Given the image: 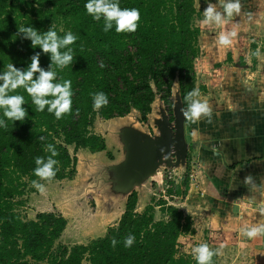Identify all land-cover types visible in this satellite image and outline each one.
<instances>
[{
  "label": "trees",
  "instance_id": "obj_1",
  "mask_svg": "<svg viewBox=\"0 0 264 264\" xmlns=\"http://www.w3.org/2000/svg\"><path fill=\"white\" fill-rule=\"evenodd\" d=\"M87 2L0 0V76L9 71V64L21 73L28 71L32 58L38 56L39 68L54 73L52 83L63 86L68 81L71 92L70 109L60 116L49 111L47 104L41 109L26 90L39 72L25 85L0 94L22 97L24 110L23 118L16 119L5 114L9 106L0 104V264H82L86 255L89 264H198L193 256L178 255V239L191 231L192 218L166 203L160 206L167 208L163 212L168 220L155 221L151 207L137 213L135 192L117 226L108 228L104 237L71 248L54 247L67 225L62 216L38 213L35 219L24 220L16 212V206L24 204L17 200L24 195V178L31 182L72 178L76 158H71L67 146L92 152L103 149L99 137H89L95 116L121 117L132 108L145 115L155 96L152 84L162 93L163 78L169 82L165 96L160 95L172 105L169 97L177 74L184 110L191 102L186 97L195 90L194 60L200 52L198 29L191 27L196 15L194 0H108L121 9L139 12L137 26L122 32L116 31L114 21L109 26L103 15L93 19L84 7ZM35 4L40 5L38 9ZM23 8L28 9L21 13ZM23 28L40 35L55 31L58 39L71 34L73 41L58 48L71 59L58 64L51 52L33 45ZM3 83L0 80V86ZM101 94L106 103L94 109L95 97ZM43 98L55 99L51 94ZM187 124L192 126L193 119L187 117ZM60 137L62 143L56 141ZM49 160L55 162L54 174L38 176L36 169ZM176 194L186 195V191L177 187ZM128 239L132 243L126 246ZM210 251V264H216V253Z\"/></svg>",
  "mask_w": 264,
  "mask_h": 264
},
{
  "label": "rangeland",
  "instance_id": "obj_2",
  "mask_svg": "<svg viewBox=\"0 0 264 264\" xmlns=\"http://www.w3.org/2000/svg\"><path fill=\"white\" fill-rule=\"evenodd\" d=\"M225 2L227 0H194L196 15L191 27L198 29L197 43L200 47V52L194 60L195 89L200 90V95L195 99L207 103L208 113L224 108L230 100H239L235 98L243 93H247L245 94L247 97L260 96V93L264 96V0H240V12L227 18L226 23L222 25H217L214 21L202 23L205 19L203 13L210 4L221 13L223 18L226 15L222 6ZM34 6V9H38L40 5ZM27 9L23 8L21 13ZM59 27L62 29L61 25ZM233 31L235 35L229 37L231 43L226 45L218 43L221 32L227 34ZM257 51L260 53L259 56L254 54ZM168 82L169 79H162L164 91L159 93L162 97L166 94ZM169 99L171 100V97ZM172 106L165 103L166 110H170ZM104 125H107V121L96 117L92 129L102 136L101 132L105 131ZM141 126L150 132L152 130L149 121ZM186 128L187 141L190 144L193 138L192 131L188 125ZM102 138L105 140L103 136ZM56 141L62 143V137L56 138ZM108 143L110 145L111 141L109 140ZM67 149L71 158L76 156L77 164L78 159L82 161L84 152H87L86 149L75 152L73 146H67ZM110 150L114 153L116 149ZM198 155V149L192 147L189 152V163L184 170H163L161 176L151 184L149 199L142 206L138 205L136 212L141 213L151 207L155 221L168 220L163 209L173 206L192 218L191 231L184 233L178 239L179 256L196 257L193 249L200 244H207L209 250L216 253V264H264V233L249 237L243 231L264 226V211H262L264 203L246 200L230 204L225 201L207 200L206 196L203 197L204 183L201 185L199 179ZM77 164L72 178L40 179L31 182L26 177L22 180L25 183L24 195L17 200H21L24 204L16 206V212L24 220L35 219L41 212H51L66 218L69 225L71 223V228H67L55 241L54 247L65 245L71 248L79 243L86 245L91 240L104 237L107 229L110 226H117L120 221L118 218L110 223H103L102 228L89 231L87 234L77 232L79 221L93 219L96 217L93 213L96 214L98 211L92 195L84 196L82 191L79 194L75 191V182L80 177ZM69 171L67 170L66 173L69 174ZM185 182L189 185L187 189ZM37 184L42 186V190L36 187ZM177 187H180L182 192L186 191V195H177ZM78 189H81V186ZM70 191L76 192L78 196H71ZM72 197L76 198L70 201ZM162 203H166L165 208L160 206ZM28 260L30 263L34 262ZM82 264H89L87 255Z\"/></svg>",
  "mask_w": 264,
  "mask_h": 264
},
{
  "label": "water",
  "instance_id": "obj_3",
  "mask_svg": "<svg viewBox=\"0 0 264 264\" xmlns=\"http://www.w3.org/2000/svg\"><path fill=\"white\" fill-rule=\"evenodd\" d=\"M152 90L155 96L147 119L152 125L154 136L141 126L137 120L139 111L132 108L125 116L107 120L105 131L101 132L107 147L116 146L113 159L107 157L105 151L93 154L84 152L82 161L78 159L80 177L74 181L75 191L78 194L82 191L84 196L92 195L98 211L93 213L96 216L93 219L79 221L81 227L77 232L87 234L102 228L103 223L121 219L129 197L134 192L138 194L136 211L138 205L142 206L149 199L151 184L161 176L163 170H184L187 167L190 144L187 141L186 116L183 114L184 103L178 74L171 87L172 120L154 84ZM97 117L101 118L99 115ZM193 147L196 145L193 144ZM80 186L81 189H78ZM76 192L69 194L78 196ZM70 226L71 223L69 225L67 222L63 233Z\"/></svg>",
  "mask_w": 264,
  "mask_h": 264
},
{
  "label": "crops",
  "instance_id": "obj_4",
  "mask_svg": "<svg viewBox=\"0 0 264 264\" xmlns=\"http://www.w3.org/2000/svg\"><path fill=\"white\" fill-rule=\"evenodd\" d=\"M245 94L191 127L203 197L211 202L264 203V96Z\"/></svg>",
  "mask_w": 264,
  "mask_h": 264
},
{
  "label": "clouds",
  "instance_id": "obj_5",
  "mask_svg": "<svg viewBox=\"0 0 264 264\" xmlns=\"http://www.w3.org/2000/svg\"><path fill=\"white\" fill-rule=\"evenodd\" d=\"M222 6L223 11L226 14L223 18L221 13L216 11L215 7L210 4L203 13L205 19L202 23L207 24L209 21H214L217 25H222L226 23L227 18L231 17L234 13H239L241 8L240 0H227ZM84 7L89 14H92L93 19H99L100 16L103 15L109 26H111V22L114 21L117 32L132 31L137 26V21L139 20V12L137 9H121L117 3L108 2V0H89ZM22 31L32 39L33 45H39L45 52H51L52 59L58 64L63 65L71 59L67 53L62 55L58 51L59 47L70 44L73 41L74 37L71 34L66 35L63 39H58L55 31H49L44 35L38 34L32 28H23ZM234 35V31L227 34L221 32L218 36V43L221 45L229 44L231 43L229 37ZM254 54L257 56L260 55L259 51ZM8 69L9 71L7 73L0 76V80L4 81L3 85L0 86V94L9 87L16 88L18 85H25L26 81L31 80L34 72H39L38 79L32 81L30 86H26L27 92L34 97L35 103L39 105L41 109L44 105H49V111L55 110L57 116H60L61 113L70 109V82L65 81L63 86L53 84L52 79L54 73L45 72L39 68L38 56L32 58V63L28 71L24 73L17 71L11 64L8 65ZM49 94L53 95L55 99L47 100L43 98ZM199 95V89H195L187 94L186 98L191 99V102L187 109L183 111L184 116L190 119H195L202 114L208 113L209 108L207 103L203 100L195 99V97H198ZM21 103L22 97L20 96L5 97L0 95V104L9 106L5 111V114L9 117H14L16 119L23 118L24 110L20 107ZM104 103H106L105 97L102 94L97 95L95 97L93 108H99L101 104ZM36 162L37 164L41 163L39 159H37ZM53 163L55 162L49 160L46 165L36 169V174L40 177H50L54 174L52 172ZM246 179L248 182H251V177H247ZM36 187L41 188L42 190L41 185L37 184ZM262 211H264V209H262ZM243 231L245 235L253 237L264 233V226L252 227ZM125 243L127 246L130 245L132 241L131 239H128ZM193 251L196 253L195 258L198 264H210V259L213 253L209 250L207 244H200L195 247Z\"/></svg>",
  "mask_w": 264,
  "mask_h": 264
},
{
  "label": "flooded vegetation",
  "instance_id": "obj_6",
  "mask_svg": "<svg viewBox=\"0 0 264 264\" xmlns=\"http://www.w3.org/2000/svg\"><path fill=\"white\" fill-rule=\"evenodd\" d=\"M152 102H153V99H152V101H151V103H150V110L145 114V115H143V114H141V111H139V110H137V111H139V116L137 117V120L139 121V123L141 124V125H145L147 122H148V119H147V115L150 113V111H151V104H152ZM164 102H165V100H164ZM166 103V102H165ZM169 106H172V105H170L169 104ZM98 109V108H97ZM96 109V110H97ZM167 112H168V114H169V116H170V118H171V120L173 119V117H172V107L170 108V110H167ZM127 114V113H126ZM94 119V121L92 122V126L91 127H89L92 131H90V129H89V137H93V136H97V137H99V139H101L102 141H103V143H104V147H103V149L101 150V151H97V152H92V151H90L88 148H85L86 150H87V152H89L90 154H93V153H98V152H102V151H105V153L107 154V156L110 158V159H113L114 158V155H113V152H111V150L110 149H112V150H114V149H116V146L115 145H111V146H109V147H107V145H106V142H105V140L102 138V136H100V135H98L97 133H95L94 132V130L92 129V127H93V125H94V122H95V120H96V116H95V118H93ZM103 120H105V121H107V120H109V118L108 119H105V118H103ZM186 125H188L187 124V117H186ZM190 128L192 127V126H189ZM186 130H187V128H186ZM151 133H152V135L154 136V132H153V130H151ZM73 147H74V145H72ZM193 147V143H190V147H189V151H188V163H189V152H190V149ZM108 148V149H107ZM84 149V148H83ZM74 151L75 152H77V150L74 148ZM75 158H76V156H75ZM76 164H77V158H76ZM172 170H174V169H171V171ZM175 171V170H174ZM135 194L136 195H138L136 192H135Z\"/></svg>",
  "mask_w": 264,
  "mask_h": 264
}]
</instances>
